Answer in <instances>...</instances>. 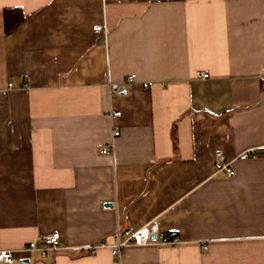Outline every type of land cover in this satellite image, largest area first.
Segmentation results:
<instances>
[{"label":"crops","instance_id":"obj_1","mask_svg":"<svg viewBox=\"0 0 264 264\" xmlns=\"http://www.w3.org/2000/svg\"><path fill=\"white\" fill-rule=\"evenodd\" d=\"M53 231L14 264H264V0H0V250Z\"/></svg>","mask_w":264,"mask_h":264},{"label":"built area","instance_id":"obj_2","mask_svg":"<svg viewBox=\"0 0 264 264\" xmlns=\"http://www.w3.org/2000/svg\"><path fill=\"white\" fill-rule=\"evenodd\" d=\"M97 32L106 33V28L102 24L95 25L94 28ZM203 76H209L207 72L202 73ZM133 82V78L131 76H126V80L119 83H112L111 91L117 93H126L127 84L131 85ZM121 111L114 112V115H120ZM114 136L120 134V130L118 128H114L113 130ZM102 152L110 153L112 150L109 146H102ZM253 151L248 152V154H252ZM217 157L219 161L223 164V166L229 170V163L225 159V156L221 152H217ZM153 235H157L156 239H153ZM115 238L113 243H110V249L115 257H120L122 254V249L126 247L128 244H137L145 246V244H152L157 242H162L165 244H172L178 242V236L176 234H167L164 232H158V226L156 223H148L145 226L134 228L130 227L125 230H121L119 228L116 229L114 234L112 235ZM61 238L60 231H53L50 233H46L45 235L40 236L36 240L31 241V243L18 248L16 250L12 249H2L0 250V262L6 264H14L17 258L18 253L28 254L31 251H38L43 256H45L48 250H58L60 247ZM107 241H102L96 244H89L86 248H89L90 251L95 252L98 247L102 245H106Z\"/></svg>","mask_w":264,"mask_h":264},{"label":"trees","instance_id":"obj_3","mask_svg":"<svg viewBox=\"0 0 264 264\" xmlns=\"http://www.w3.org/2000/svg\"><path fill=\"white\" fill-rule=\"evenodd\" d=\"M24 12L16 9H8L5 12L6 32L12 31L24 18Z\"/></svg>","mask_w":264,"mask_h":264},{"label":"water","instance_id":"obj_4","mask_svg":"<svg viewBox=\"0 0 264 264\" xmlns=\"http://www.w3.org/2000/svg\"><path fill=\"white\" fill-rule=\"evenodd\" d=\"M106 206H111L112 203L111 202H106L105 203ZM157 238V235H153V239H156ZM29 259H25V261H28Z\"/></svg>","mask_w":264,"mask_h":264}]
</instances>
